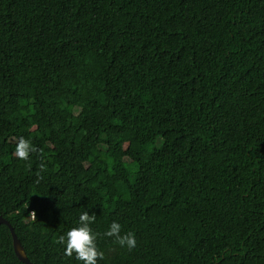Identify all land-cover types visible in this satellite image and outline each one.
Returning <instances> with one entry per match:
<instances>
[{
  "label": "trees",
  "instance_id": "16d2710c",
  "mask_svg": "<svg viewBox=\"0 0 264 264\" xmlns=\"http://www.w3.org/2000/svg\"><path fill=\"white\" fill-rule=\"evenodd\" d=\"M86 210L137 241L98 264H264V0H0V216L81 264Z\"/></svg>",
  "mask_w": 264,
  "mask_h": 264
},
{
  "label": "clouds",
  "instance_id": "9594fccd",
  "mask_svg": "<svg viewBox=\"0 0 264 264\" xmlns=\"http://www.w3.org/2000/svg\"><path fill=\"white\" fill-rule=\"evenodd\" d=\"M36 149L31 142L20 137L13 155L20 160H28L30 153ZM96 222V215L88 210L82 211L77 219L76 226L68 229L58 237V243L64 248V255L72 257L81 264H98L104 259V253L98 247L99 238H112L116 244L129 250L136 247V238L133 232L122 234V225L112 221L108 228L101 234L95 231L92 225Z\"/></svg>",
  "mask_w": 264,
  "mask_h": 264
},
{
  "label": "water",
  "instance_id": "95a60500",
  "mask_svg": "<svg viewBox=\"0 0 264 264\" xmlns=\"http://www.w3.org/2000/svg\"><path fill=\"white\" fill-rule=\"evenodd\" d=\"M1 224H5L7 225L12 233L13 236V247H14V251L15 254L17 256V258L24 264H33L30 259L28 258L25 249L21 243V241L18 239L12 225L10 224V222L8 220H6L5 218H3L2 216H0V225Z\"/></svg>",
  "mask_w": 264,
  "mask_h": 264
}]
</instances>
